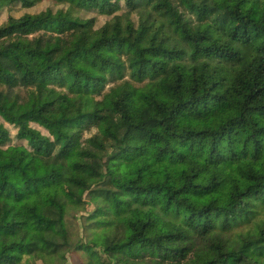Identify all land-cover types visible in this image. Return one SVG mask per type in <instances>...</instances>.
<instances>
[{"label": "trees", "instance_id": "trees-1", "mask_svg": "<svg viewBox=\"0 0 264 264\" xmlns=\"http://www.w3.org/2000/svg\"><path fill=\"white\" fill-rule=\"evenodd\" d=\"M50 1L0 23V264H264V0Z\"/></svg>", "mask_w": 264, "mask_h": 264}, {"label": "rangeland", "instance_id": "rangeland-1", "mask_svg": "<svg viewBox=\"0 0 264 264\" xmlns=\"http://www.w3.org/2000/svg\"><path fill=\"white\" fill-rule=\"evenodd\" d=\"M50 7L55 9L61 8V6H54V4L50 1V0H43L39 3H37L35 6L31 7V8H21L19 4L15 5L13 7V9L11 10H3L2 13L0 14V23L5 21V19L7 18L8 15H13V16H19L24 12H38L41 10H44L45 8ZM82 15H84V17H92L94 16L96 19V23H95V27L100 26L106 19L107 17L103 16V15H99L97 12L95 11H88V12H83ZM36 126V125H34ZM37 127V126H36ZM43 132H45L43 129H41ZM10 132H11V136H12V143H16V139L14 138L15 135V129L12 128L10 126ZM92 209V206H88L87 210L90 211ZM81 213H77L74 216H71L70 219L71 221L74 223V225L77 227L79 233L81 234V228L79 225L80 216ZM76 217V218H74ZM68 264H79V256L78 254L74 253V252H70L68 253Z\"/></svg>", "mask_w": 264, "mask_h": 264}]
</instances>
